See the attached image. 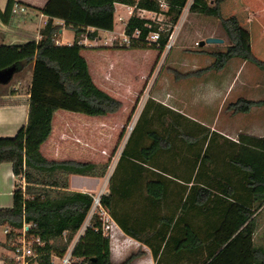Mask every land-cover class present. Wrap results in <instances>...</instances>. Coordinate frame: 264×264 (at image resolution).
Wrapping results in <instances>:
<instances>
[{
    "label": "trees",
    "instance_id": "trees-1",
    "mask_svg": "<svg viewBox=\"0 0 264 264\" xmlns=\"http://www.w3.org/2000/svg\"><path fill=\"white\" fill-rule=\"evenodd\" d=\"M223 1L192 0L189 11L219 19L228 44L224 50L212 52L210 65L184 76L222 69L231 58L264 71V61L243 43L237 17L221 15ZM186 2L166 0V8L160 10L157 0H50L43 9L49 17L37 39L0 43V70L14 65L13 73L19 74L32 65L26 123L13 136L0 137V164L10 163L15 177L12 205L0 207V226L10 228L4 247L9 249L16 229L31 223L29 234L44 242L38 249L39 264H52L51 254L65 252L93 201L87 192L67 189L69 175L102 177L108 168L107 163L48 160L40 152L56 110L104 116L117 112L123 104L94 83L80 53L86 47L81 40H92L98 30H113L116 4L136 5L161 13L167 27L159 30L156 22L132 14L124 28L127 34L139 31L132 45L103 47L163 52ZM13 4L9 0L0 16L9 15ZM53 18L62 19L63 24ZM62 26L73 32L69 44L55 41ZM156 31L158 39L147 40ZM174 75L181 77L177 72ZM260 104L264 99L240 97L228 109L245 113ZM152 108L158 111L154 113ZM166 116L171 127L167 133L152 127L154 121L165 123ZM186 122L187 116L180 112L152 100L145 102L109 177L108 190L100 196L102 206L126 235L148 246L154 264H264V246L254 240L258 215L264 210V135H238L232 140L193 121V128L180 134L188 148L198 147L190 157L182 158L183 170L176 172L170 163H161L159 154L177 155L170 134ZM127 201L131 206L118 212L117 207ZM72 255L85 264H114L110 237L102 234L97 216L90 219ZM141 255L132 253L117 264H130ZM3 258L5 264H12L8 255Z\"/></svg>",
    "mask_w": 264,
    "mask_h": 264
},
{
    "label": "rangeland",
    "instance_id": "rangeland-1",
    "mask_svg": "<svg viewBox=\"0 0 264 264\" xmlns=\"http://www.w3.org/2000/svg\"><path fill=\"white\" fill-rule=\"evenodd\" d=\"M229 3L232 7L234 6L235 0H225V4L221 7L222 16L227 17L230 15ZM120 10L121 7L116 8L114 14L115 27L111 33L105 34L98 30L97 35L100 39L96 44L85 38L81 40L83 44L87 45L85 48L87 50H105V58H97L91 62V70L95 73L98 63L108 66V68L105 69V85H103L111 87L118 97L125 100L122 103L126 105L122 112H120V108L117 112L108 115L106 119H104L106 120V123L102 124V131L100 133H95L94 129L89 126H87L86 129L85 136L87 152L97 153V156H100L101 159V163L99 164H108V168L104 175V186L108 184L109 177L115 168L120 152L125 145L130 132L136 125L145 102L148 100L160 103L161 105L169 107L183 115L186 114L185 116L188 118V122L182 123L179 125L178 129L172 130L170 134L173 138V145L178 151L177 155L172 156L168 152H162L159 154V160L161 163H170L169 166H173L176 172L181 169L183 170L182 158L190 157L193 150H197L198 147V145H190L188 148L186 141L181 138L180 132L185 129L187 131L189 127L193 128V121L198 123L204 122L209 126L207 127L208 130H211L210 128H212L213 125L212 123L208 124L207 122L211 121L214 115L218 117L219 121L222 120L224 118L223 112L225 108L221 107L220 111H218L216 104L209 102L207 97H205V90L199 92L200 89L198 87L208 78L207 71H203L199 75L185 76V79H181L176 78L174 75L175 71L171 70L175 68L179 72L186 70L187 72H190L191 68L194 66L201 69L211 64L210 62L213 61V56L211 55L212 52L224 50L228 44L227 36L221 27L219 19L190 12L187 4L182 10L180 21L176 26L177 28L173 29V38L169 40L172 47L169 49L165 48L163 52H158L157 50L150 48L146 49V53H142L125 48L103 47L117 44L119 40V32L122 30V25L117 17L120 15ZM122 14L126 15V10L122 11ZM166 27L167 25L163 23V28ZM254 31L256 30L254 29ZM210 33L215 37L222 38L224 41L222 43H204L200 45L199 42L205 40ZM179 45L188 46V48L181 50L179 49ZM258 45L259 48L263 47L261 42L258 43ZM86 53H88V51ZM257 53L261 55V52ZM254 54L256 53L254 52ZM262 54H264V52H262ZM259 55L257 54V56ZM88 57L89 59L91 58L90 56ZM179 58L184 60L186 65H177L175 62L179 61ZM240 61L239 58H232L229 61L226 70L230 68L231 77L235 75ZM219 70L210 69V72L211 74L216 75ZM240 70L241 68L236 74L237 82L233 95L238 91L239 84L248 70L264 74L263 71L251 63H248L242 71ZM103 74L104 73H100V75L97 76L98 80H102L101 75ZM23 79H25V76ZM16 82L17 73H14V76L7 82V84L11 87H17ZM0 84V86H2L6 83ZM130 98L132 99L129 100ZM151 110L154 111V113L158 111V109L155 108H152ZM168 121L169 117L166 116L165 123L162 124L159 121H154L152 127L158 131L166 132V129L169 130L171 128L169 127L170 125L168 124ZM214 126L215 129H218L220 124L215 123ZM192 134L194 135L193 131ZM134 135H137V133ZM95 137L100 138L95 141ZM236 138L237 137H234V139ZM95 143L96 147H94ZM144 144H146V139H144ZM171 162L175 165L171 164ZM98 192L103 193V188H100ZM130 206L131 203L127 201L120 204L117 207V210L118 212H121L124 209L127 210ZM164 211L165 208L162 209V212ZM132 213L135 214L134 212H131V214ZM258 221L261 227L257 228L254 234L256 244L264 241V210L259 213ZM109 237L111 261L114 264L120 263L130 254L138 252H141L142 255L134 259L130 264L155 263L148 246L140 241L132 237L127 238L126 240H121V238L112 230L109 232ZM0 239L3 240L1 228ZM0 251L5 252L6 250L0 245ZM3 255H9V250ZM53 264H59V261L54 259Z\"/></svg>",
    "mask_w": 264,
    "mask_h": 264
},
{
    "label": "crops",
    "instance_id": "crops-1",
    "mask_svg": "<svg viewBox=\"0 0 264 264\" xmlns=\"http://www.w3.org/2000/svg\"><path fill=\"white\" fill-rule=\"evenodd\" d=\"M13 1L14 3L24 6L26 11L12 12L11 9L9 15L4 17L0 16V43L6 45L21 44L32 39H37L39 36V30L45 25L49 17L44 13L43 9L50 0ZM8 2L9 0H0V10L2 12L8 9ZM224 4L225 0L221 3V7ZM115 7H121L119 14H122V11L125 10L121 4H116ZM229 7L230 15H234L238 19L243 43L249 50L253 53L255 52L256 56L257 54L259 55L257 52H261V55L257 57L264 61V54H262V52H264V0H235L234 6L231 7V4L229 3ZM53 20L55 23L63 24L62 19L53 18ZM254 29L256 31H254ZM99 31L105 32L104 30ZM208 36H213V34L210 33L207 37ZM73 37L74 35L72 30L64 26H62L56 34V38L60 44L71 43L73 41ZM260 42L263 47L259 48L258 43ZM85 48L82 49L80 53L87 61L88 69L94 83L111 96L121 100L122 102L125 101L123 98L118 97L111 87L104 86V76L106 75L105 69H107L108 66L98 63V65L96 64L97 70L95 73L91 70V62L97 58H105V50H87ZM186 48H188V46L179 45V49L181 50ZM131 50L146 53V49ZM87 51L88 53H86ZM88 56L91 58L89 59ZM230 60H228L226 65L219 70L216 75L211 74L210 70H208L207 80L203 81L201 86L198 87L200 89L199 92L205 90V97H207L209 102L216 104L218 111H220L221 107H225L223 112L224 118L222 120L219 121L218 117L214 115L212 120L207 123H212L213 127L210 128L211 130L217 131L232 140H236L234 137H238V135L261 137L264 135V104L253 105L250 110L245 113H233L230 109H228V104L240 97L255 101L264 99V74L248 70L239 84L238 91L233 95L237 82L236 74L240 68V71H242L248 62L240 59L241 61L239 67L235 75L231 77L230 68L226 70ZM175 63L179 66L186 65L184 60L180 58L179 61H176ZM197 69L198 68L194 66L191 68L190 72H194ZM174 71L181 75V79H185L183 74H186L187 70L179 72L174 68ZM100 73H104L101 75L102 80H98L97 77ZM13 76L14 73L11 78ZM24 76L25 79H23ZM31 77L32 65L28 66L23 72L17 74V87L8 86V81L6 84L0 86V137L13 136L18 129L26 123ZM11 78L9 80H11ZM131 99L132 98L129 100ZM125 106V104L122 105L120 112L124 110ZM108 115L96 116L68 111L65 109L56 110L52 116L50 134L40 145L41 154L48 160L72 159L79 162H92L95 164L101 163L100 156H97V153L87 152L85 133L87 126L93 128L95 133H100L102 131V124L106 123V120L104 119H106ZM215 123L220 124L218 129H215ZM200 124L209 127L204 122H201ZM98 138L100 137H95L94 140L97 141ZM94 147H96V143ZM14 181L15 177L12 172L11 164L8 162L1 163L0 207H10L12 205V190ZM103 181L104 176L98 177L71 174L68 177L67 189L70 191L95 194L100 188H103V193H106L108 190V184L104 186ZM21 183L23 184V182ZM260 227L261 225H259L258 221L257 228ZM111 230L114 231V233H116L121 240L130 238V236L123 233L116 223L112 226ZM4 241L5 236L3 235V240L0 239V245L6 251H0V258H2L3 254L7 253L9 250L3 246ZM259 244L264 246V241H261ZM0 264L2 263L0 262Z\"/></svg>",
    "mask_w": 264,
    "mask_h": 264
},
{
    "label": "built area",
    "instance_id": "built-area-1",
    "mask_svg": "<svg viewBox=\"0 0 264 264\" xmlns=\"http://www.w3.org/2000/svg\"><path fill=\"white\" fill-rule=\"evenodd\" d=\"M159 9L163 10L166 8V0H157ZM192 0H187L185 6L188 4V8L191 4ZM123 8L126 10V15L120 14L118 15L117 19L122 25V30L119 32V40L117 42V45L121 46H130L132 43L138 38L139 31L135 30L131 34H127L124 31L125 25L127 24L128 18L135 14L138 17L141 18H147L152 20L153 22H156L159 26V30H163V15L158 12L154 11H148L143 8H138L136 5H126L121 4ZM184 6V8H185ZM183 8V9H184ZM182 9V10H183ZM26 11V8L22 5H19L17 3H14L12 5V12H24ZM182 13V12H181ZM181 16V14H180ZM180 16L177 20V22L172 26V30L169 35L168 43L166 44L165 48H171L172 44L169 43V40L173 38V29L177 28V24L180 21ZM105 34L111 33L112 30H104ZM159 37V32H151L147 40L149 41H155ZM86 39V38H85ZM100 39L98 35H96L92 40L93 43H97V41ZM88 40V39H87ZM146 40V37H145ZM56 43H59V41L56 38ZM83 43V42H82ZM107 43V42H105ZM69 44V43H67ZM112 45V44H111ZM102 192H98L95 194H91L93 201L91 208L86 216V221L82 224V226L78 229V231L75 233L73 239L68 244L65 252L61 256H57L55 254H51V261L53 264L54 259H57L59 261V264H85L82 263V259L80 257H76L72 255L73 247L76 243V241L79 239L80 235L83 233L85 228L90 224V219L93 216H97V218L100 221V229L103 235L109 236V232L112 229V226L115 224L112 216L110 215L109 211L102 206L100 202V196ZM32 226L31 223H23L21 228L15 230L14 237L9 242V257L12 261V264H39L38 257L40 255V251L38 250L40 246L44 244V242L38 237L33 234H29L28 229ZM2 229V233L6 238V235L10 232V228L6 225L0 226ZM0 262L2 264H5L4 258H0Z\"/></svg>",
    "mask_w": 264,
    "mask_h": 264
},
{
    "label": "water",
    "instance_id": "water-1",
    "mask_svg": "<svg viewBox=\"0 0 264 264\" xmlns=\"http://www.w3.org/2000/svg\"><path fill=\"white\" fill-rule=\"evenodd\" d=\"M223 39L215 36H208L205 40L199 42L200 45L204 43H222ZM15 70V66L12 65L4 70H0V83H6L11 78L13 72Z\"/></svg>",
    "mask_w": 264,
    "mask_h": 264
}]
</instances>
